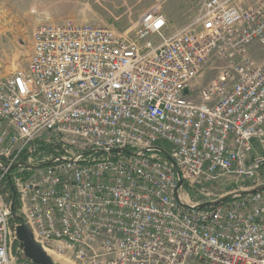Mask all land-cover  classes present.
I'll return each instance as SVG.
<instances>
[{"label":"built area","instance_id":"obj_1","mask_svg":"<svg viewBox=\"0 0 264 264\" xmlns=\"http://www.w3.org/2000/svg\"><path fill=\"white\" fill-rule=\"evenodd\" d=\"M160 1L124 31L40 24L0 78V264H34L20 224L68 264H264V0L176 28Z\"/></svg>","mask_w":264,"mask_h":264},{"label":"rangeland","instance_id":"obj_2","mask_svg":"<svg viewBox=\"0 0 264 264\" xmlns=\"http://www.w3.org/2000/svg\"><path fill=\"white\" fill-rule=\"evenodd\" d=\"M158 3L159 0H0V78L27 65L32 51V32L40 24L57 23L54 18L58 14L65 15L62 20L124 31ZM170 23L175 28L180 26L177 22ZM217 73V66L207 69L199 84H208ZM220 189L229 190L224 185ZM189 195L194 198L193 192ZM55 262L68 264L63 259Z\"/></svg>","mask_w":264,"mask_h":264},{"label":"water","instance_id":"obj_3","mask_svg":"<svg viewBox=\"0 0 264 264\" xmlns=\"http://www.w3.org/2000/svg\"><path fill=\"white\" fill-rule=\"evenodd\" d=\"M184 93L186 94L187 90H185ZM162 152L168 159H171L166 151L162 150ZM229 197L230 195L225 196L215 202H206L204 204H201L200 207L219 204ZM12 209H14V206L12 207ZM16 234L19 244L23 248L25 257L31 260L34 264H60L55 262L52 257L49 256L42 249V247L34 241L31 231L25 224H20L16 227Z\"/></svg>","mask_w":264,"mask_h":264},{"label":"crops","instance_id":"obj_4","mask_svg":"<svg viewBox=\"0 0 264 264\" xmlns=\"http://www.w3.org/2000/svg\"><path fill=\"white\" fill-rule=\"evenodd\" d=\"M160 9L169 23L171 21L177 22L180 24L179 27H181L193 15L195 10V0H161ZM64 18L65 15L58 14V18H54V20L61 21Z\"/></svg>","mask_w":264,"mask_h":264},{"label":"trees","instance_id":"obj_5","mask_svg":"<svg viewBox=\"0 0 264 264\" xmlns=\"http://www.w3.org/2000/svg\"><path fill=\"white\" fill-rule=\"evenodd\" d=\"M158 146L163 147V146H165V144H163V143H161V142H158ZM166 149H167V148H166ZM15 206H16V204H15Z\"/></svg>","mask_w":264,"mask_h":264},{"label":"bare ground","instance_id":"obj_6","mask_svg":"<svg viewBox=\"0 0 264 264\" xmlns=\"http://www.w3.org/2000/svg\"><path fill=\"white\" fill-rule=\"evenodd\" d=\"M52 259L55 261V260H59L60 258L57 256H53Z\"/></svg>","mask_w":264,"mask_h":264}]
</instances>
